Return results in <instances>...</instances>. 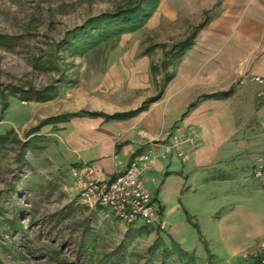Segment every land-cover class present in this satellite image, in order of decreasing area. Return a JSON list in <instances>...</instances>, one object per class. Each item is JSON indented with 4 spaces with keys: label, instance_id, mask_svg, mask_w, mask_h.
I'll return each instance as SVG.
<instances>
[{
    "label": "rangeland",
    "instance_id": "1",
    "mask_svg": "<svg viewBox=\"0 0 264 264\" xmlns=\"http://www.w3.org/2000/svg\"><path fill=\"white\" fill-rule=\"evenodd\" d=\"M146 1L0 0V35L23 36L14 45L0 43V86L5 91L0 90V136L9 138L0 143V264H249L250 259L244 256L250 251L248 247L229 253L224 235L214 228L211 211H219L216 219L233 205L231 201L253 202L264 208V181L253 175V157L233 158L240 160L236 167L243 165L234 169L229 184L211 188L212 196L218 195L217 202L181 198L184 204L188 200L194 203L200 215L196 222L185 209L198 239L194 255L184 251L186 256L175 251L164 230L143 220L136 222V227L129 225L110 209L91 208L82 200L66 151L50 134L59 128L46 127L43 130L49 133L38 138L29 134L39 123L37 115L40 118L81 108L100 112L105 108L98 105H114L113 81L119 77L118 70L127 73L137 58L142 59L143 52H149L160 68L153 82L160 88L165 85L177 61L171 58L167 62L162 48L172 46L178 36L163 28L160 17L154 25L146 22L85 53H74L64 43L93 17ZM37 58L44 66H35ZM48 84L58 87L52 101H23L17 95L19 89H41ZM156 178L162 183V177ZM208 189L201 190V195L211 192ZM225 195L234 199L223 200ZM152 197H157L155 206L162 217V196L154 191Z\"/></svg>",
    "mask_w": 264,
    "mask_h": 264
},
{
    "label": "crops",
    "instance_id": "2",
    "mask_svg": "<svg viewBox=\"0 0 264 264\" xmlns=\"http://www.w3.org/2000/svg\"><path fill=\"white\" fill-rule=\"evenodd\" d=\"M159 17L163 28L178 36L176 43L195 34L191 46L178 59L169 53L176 43L162 48L167 62L171 58L177 61L174 73L168 74L172 78L161 88L153 82L160 68L149 52H143L128 74L118 70L119 77L113 81L116 103L98 107L105 108L100 111L105 114L127 112L162 91L158 100L132 117L108 120L104 115L75 116L45 125L33 135H47L50 130H43L46 127L59 128L56 134H50L66 151L69 170L90 163L96 168L97 178L108 180L146 149L162 153L161 142L174 126H196L201 131V145L190 151L187 161L176 155L159 158L155 168L142 174L151 194L155 191L162 196L161 218L167 224L164 231L192 255L198 239L185 209L192 212L196 222L200 215L194 203L188 200L184 204L181 198L193 196L206 198L210 204L217 202L218 195L212 196L211 188L229 184L234 169L243 165L236 167L235 162L240 160L233 158L253 157L254 166L257 155L264 153V97L257 95L261 87L252 81L241 82L244 74L264 76V0H160L146 24H156ZM224 92L229 95L210 96ZM110 106L114 107L112 111L107 109ZM82 109L88 110H79ZM79 110L40 118L37 115L35 121ZM157 176L163 178L162 183ZM205 188L211 192L201 195ZM232 197L225 195L223 200H233ZM231 203L216 219L219 211H211L214 228L224 235L231 255L248 247L250 251L244 256L248 255L249 264H253L251 254L264 236V208L253 202Z\"/></svg>",
    "mask_w": 264,
    "mask_h": 264
},
{
    "label": "built area",
    "instance_id": "3",
    "mask_svg": "<svg viewBox=\"0 0 264 264\" xmlns=\"http://www.w3.org/2000/svg\"><path fill=\"white\" fill-rule=\"evenodd\" d=\"M252 81L261 88L257 95L264 97V76L244 74L241 82ZM164 150L156 154L153 148L137 154L130 163L114 177L102 180L96 176L93 164L83 163L70 168L82 200L91 208L103 207L127 224L145 221L160 230L167 228L166 222L158 215L151 191L145 186L142 174L155 168L159 158L172 155L187 161L190 151L201 145V131L192 124L176 125L168 133ZM253 175L264 181V154L257 157ZM245 257H248L246 255ZM253 264H264V236L258 249L251 254Z\"/></svg>",
    "mask_w": 264,
    "mask_h": 264
},
{
    "label": "trees",
    "instance_id": "4",
    "mask_svg": "<svg viewBox=\"0 0 264 264\" xmlns=\"http://www.w3.org/2000/svg\"><path fill=\"white\" fill-rule=\"evenodd\" d=\"M159 2L160 0H147L145 4L137 2L132 7L119 8L114 13H103L101 15L93 17L87 22L85 26L78 28L73 33H71L69 35V38H67L64 43L66 44L67 48H69L74 53H85L93 47H96L101 42L106 41V39H109L111 37H118L123 32L132 31L141 26H144L145 23L152 16ZM194 36L195 34L191 35L186 40L176 43L172 46V48L169 50V53L172 54V57L174 59H178L184 53V51L191 46ZM22 37L23 36L12 37L9 35H0V43L9 46L14 45L18 40L22 39ZM163 46H166V44H163ZM35 66L40 68L44 66V63L40 58H37L35 60ZM152 69L154 72H156L157 70L156 66H153ZM172 76L173 75H167L164 84H166L172 78ZM1 89L2 88L0 86V90ZM4 92L5 91L2 89L1 93ZM57 92V85L48 84L47 86L41 89L25 88L19 89V94H17V91H14L12 93L19 95L23 99V101L35 100L38 102H47L52 100L56 96ZM162 93L163 92L160 91L157 95L146 100L138 108L127 112H115L113 114H105L97 111L79 110L73 113L51 116L42 120L41 123L29 130V134L32 135L33 133L39 131L45 125L58 122H65L75 116L104 115L108 120L132 117L145 111L149 107L150 103L158 100L162 96ZM225 95H229V92L211 94L210 96ZM33 137L38 138L40 136L34 135ZM8 140L9 138L0 136V143L4 144ZM26 144L29 146L30 140L26 141ZM173 244L175 245L176 252H179L181 255L187 256V253L182 250V248L176 241H173Z\"/></svg>",
    "mask_w": 264,
    "mask_h": 264
}]
</instances>
